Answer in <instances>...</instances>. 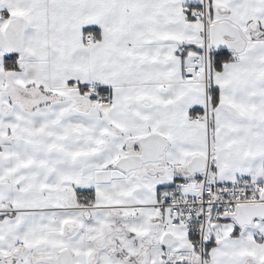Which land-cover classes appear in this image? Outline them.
Returning <instances> with one entry per match:
<instances>
[{"label": "snow or ice", "instance_id": "1", "mask_svg": "<svg viewBox=\"0 0 264 264\" xmlns=\"http://www.w3.org/2000/svg\"><path fill=\"white\" fill-rule=\"evenodd\" d=\"M0 264H264V0H0Z\"/></svg>", "mask_w": 264, "mask_h": 264}]
</instances>
